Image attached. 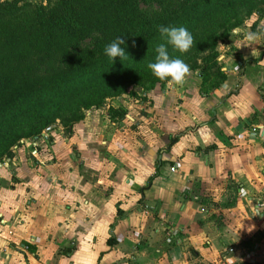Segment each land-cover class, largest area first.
<instances>
[{"label":"crops","instance_id":"0c3cea01","mask_svg":"<svg viewBox=\"0 0 264 264\" xmlns=\"http://www.w3.org/2000/svg\"><path fill=\"white\" fill-rule=\"evenodd\" d=\"M258 51L215 88L190 74L124 120L94 110L16 149L0 168V264H264Z\"/></svg>","mask_w":264,"mask_h":264},{"label":"trees","instance_id":"16d2710c","mask_svg":"<svg viewBox=\"0 0 264 264\" xmlns=\"http://www.w3.org/2000/svg\"><path fill=\"white\" fill-rule=\"evenodd\" d=\"M213 1L0 0V111L49 89L59 94L68 76L75 75L77 80L92 73L96 75L88 79L84 91L95 89L92 94L99 99L86 108H99L107 94L119 97L137 78L150 74L147 65L155 62V45L164 39L159 26L196 22L211 13L213 7L205 9ZM117 38L124 39L126 54L112 60L104 49ZM148 79L149 90L159 83L153 76ZM82 120L79 116L69 122L66 131ZM53 123L46 122L44 127ZM178 137H171V144ZM113 242L107 241L108 245Z\"/></svg>","mask_w":264,"mask_h":264},{"label":"rangeland","instance_id":"374dc122","mask_svg":"<svg viewBox=\"0 0 264 264\" xmlns=\"http://www.w3.org/2000/svg\"><path fill=\"white\" fill-rule=\"evenodd\" d=\"M43 1L34 0L37 3ZM210 7H213L211 13L196 22L193 20L186 26L183 25L191 33L194 41L188 52L179 53L172 46L167 45L165 39L162 40L163 43L157 41L155 45L157 47L165 44L170 58L182 59L189 66L190 74L198 75L202 79L204 88L218 86L225 76L223 69L227 66L237 67L244 61L243 57L251 54L253 47L258 50L264 45V38L258 45L253 46H247L248 42L245 39L247 32L256 31L261 24H264V0H215L205 10ZM175 25L183 27L179 22ZM99 71L103 72L104 69L100 68ZM94 75L96 74H84L77 80L75 75H70L62 81V86L57 92L59 94H54V91L49 89L42 94L21 99L11 107L1 110L0 162L3 158L13 155L20 147L31 148L32 141L40 139L43 134L55 130L66 134V125L69 122L79 116L85 119L94 110H101L108 116L113 114L114 116L109 117V120L116 119V122L124 120L123 115L133 111L139 103L147 104L146 95L151 88V80L148 78L153 76L154 79H158L150 71L147 76L137 78L119 97H111L109 90L105 89V93L109 94L103 98L102 105L99 108L96 106L86 108L90 101L99 99L94 98L98 94L96 96L92 94L95 89L84 91L90 83L88 79ZM158 81L159 83L154 86L162 88L168 86L167 81L159 79ZM120 113L123 115L119 116ZM104 119L103 121L106 122ZM51 121L54 122L51 125L53 127H44L46 122ZM37 132H39L37 135L32 136ZM17 192H22V188L17 189Z\"/></svg>","mask_w":264,"mask_h":264},{"label":"clouds","instance_id":"9594fccd","mask_svg":"<svg viewBox=\"0 0 264 264\" xmlns=\"http://www.w3.org/2000/svg\"><path fill=\"white\" fill-rule=\"evenodd\" d=\"M158 31L160 36L166 40L167 45L172 46L174 50L181 54L188 52L193 45V36L185 27L161 25L158 27ZM262 38H264V24H261L256 31H249L245 34V39L248 42L247 46L258 45ZM124 44L123 38H117L105 47V55L112 60L117 57L123 58L126 54L125 49L122 47ZM156 52L155 62L149 63L147 65L148 69L159 80L167 81L170 87L183 85L186 77L190 75L189 66L180 58H170L165 44L157 46ZM258 52L253 47L251 55L255 57ZM245 60H247V57H245Z\"/></svg>","mask_w":264,"mask_h":264},{"label":"built area","instance_id":"2783aa9c","mask_svg":"<svg viewBox=\"0 0 264 264\" xmlns=\"http://www.w3.org/2000/svg\"><path fill=\"white\" fill-rule=\"evenodd\" d=\"M251 132H252V133H256V132H259V131L256 130V128H252V129H251ZM42 136L45 137V134H43ZM33 145H35V142H34V141H33ZM11 161H12V159L9 158V157H7V158H3V159L1 160V162H0V168H7V167L9 166V164H11ZM5 164H6V166H5ZM171 171H174V168H172ZM241 194L243 195V194H244V191H241ZM256 207H261V204L257 203V204H256ZM23 248H25V246H24ZM229 252H233V250L230 249ZM263 254H264V251H263Z\"/></svg>","mask_w":264,"mask_h":264},{"label":"water","instance_id":"95a60500","mask_svg":"<svg viewBox=\"0 0 264 264\" xmlns=\"http://www.w3.org/2000/svg\"><path fill=\"white\" fill-rule=\"evenodd\" d=\"M51 127H53V126H51Z\"/></svg>","mask_w":264,"mask_h":264}]
</instances>
